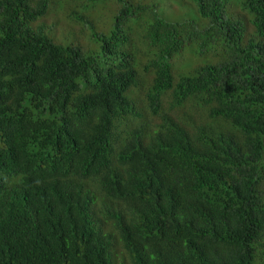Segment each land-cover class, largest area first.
<instances>
[{"label":"trees","instance_id":"16d2710c","mask_svg":"<svg viewBox=\"0 0 264 264\" xmlns=\"http://www.w3.org/2000/svg\"><path fill=\"white\" fill-rule=\"evenodd\" d=\"M72 1L86 46L43 22L63 0H0V244L118 264L94 234L74 246L96 210L70 190L85 179L133 223L135 264H264V0H192L203 27L157 2ZM106 2L104 31L88 17ZM187 47L207 60L177 80Z\"/></svg>","mask_w":264,"mask_h":264},{"label":"clouds","instance_id":"9594fccd","mask_svg":"<svg viewBox=\"0 0 264 264\" xmlns=\"http://www.w3.org/2000/svg\"><path fill=\"white\" fill-rule=\"evenodd\" d=\"M70 190L74 195L84 200H93L96 203V210L91 226L87 225L86 227L76 228L83 236L81 240H73L75 248L78 251H85L90 242L89 239L84 242L85 237L94 234L95 238L101 240L105 247V256L109 262L113 260L118 264H135L132 257H129L123 244V241H129L130 243L133 241V223L123 226L116 224V214L105 205L101 195L97 192L95 183L85 179H77ZM41 206L44 205L41 204ZM103 232L104 238L102 239ZM38 249L39 253L36 252L35 247L28 244H18V246L11 244V242L9 245L0 244V258L2 264H60L56 263L52 256L48 258L42 255L40 248ZM145 250L150 249L146 246Z\"/></svg>","mask_w":264,"mask_h":264},{"label":"rangeland","instance_id":"374dc122","mask_svg":"<svg viewBox=\"0 0 264 264\" xmlns=\"http://www.w3.org/2000/svg\"><path fill=\"white\" fill-rule=\"evenodd\" d=\"M65 2L66 8L65 10H61V13L52 12L47 18L43 20L44 23L48 25H53L51 34L53 37L65 43L78 42L84 44V46L88 45L89 42L85 41L83 37L80 35L81 25L72 20L70 16L71 10L76 6L72 0H63ZM134 2H157L159 5V12L163 15L166 20L169 21H181L183 19H193L195 22H198L200 27H203L207 24V18L203 17L198 13L195 3L192 0H132ZM229 7L228 13L232 14V11L235 15L242 14L243 10L240 0H228ZM231 7V8H230ZM114 8L112 2H106L101 6L100 9L91 14L89 18L90 21L94 22L99 26V28L107 31L110 27L109 22L111 17H113L116 10ZM112 11V12H111ZM231 13V14H230ZM62 17V20L60 19ZM59 21V22H58ZM52 22V23H51ZM112 24V23H111ZM85 38V36H84ZM96 48V45H95ZM191 47H187L183 53L184 57L182 58V54H177L173 59V74L175 79L178 78V73L176 70L183 71L184 73H188L193 66H198L207 60V58H197L193 52L189 49ZM184 60V61H182ZM209 61H211L208 58ZM149 78V77H147ZM178 80V79H177Z\"/></svg>","mask_w":264,"mask_h":264}]
</instances>
